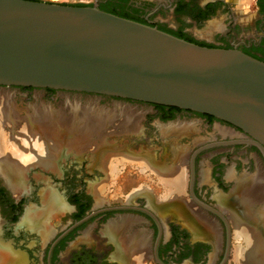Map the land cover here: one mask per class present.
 Here are the masks:
<instances>
[{"label":"flooded vegetation","instance_id":"flooded-vegetation-1","mask_svg":"<svg viewBox=\"0 0 264 264\" xmlns=\"http://www.w3.org/2000/svg\"><path fill=\"white\" fill-rule=\"evenodd\" d=\"M68 5L95 6L106 12L113 10L117 15H125L136 22L155 27L201 46L237 49L252 57L264 55V0H253L251 16L247 19L243 18L244 13L237 9L236 0H93L87 5ZM164 15H169L172 23L165 20ZM217 16L220 17L224 28L217 36L198 37L188 30L189 23L210 26L212 23L210 20H214L213 18ZM3 88L13 89L8 92L11 94V103L19 119L20 111L15 109L13 95L21 100L34 97L37 103L31 106L32 112L36 106L52 112L67 110L60 109L59 105L52 103H44L46 105L42 106V103H38L42 95L64 96L66 94L68 97L85 95L144 104L148 108L145 110L147 115L143 123H140V119L138 122L140 133L137 135L129 133L125 136L126 139L112 140L119 148L126 142L127 149L132 148L133 154L143 149L147 150L153 154L156 161L165 164L173 161L168 146L173 137L162 131L167 130L166 128L170 125L181 126L187 123L176 119L199 120L189 123L191 128L175 138L180 139L178 141L182 146H186L181 144L182 141L189 138L190 145L193 146L192 150L186 151L185 181L182 192L179 194L181 202L189 205L190 213L176 212L177 215L174 214V210L168 208L172 203L168 198L163 204L165 206L163 213L159 214L149 206L148 196L144 194L136 195L128 202L125 201L126 195L123 200L114 197L109 199L106 192L105 201L103 199L96 201L91 188L97 182L89 183L81 176L89 173L102 176L104 174L92 165L90 149L86 151L87 153L80 152L79 156L63 153L62 159L56 164V172L38 164L27 169L22 166L24 157L11 158L12 162L16 163V168L25 174L26 191L16 195L17 193L10 189L6 178L0 174V251L5 248L17 256L11 260V263L5 264H243L236 257V251L243 245L242 240L234 230L231 212L220 206L218 196H229L237 182L236 178L246 175H248L246 177H253L255 174V177L262 178L261 186H264V148L261 150L258 145L251 142L254 140L248 135L213 116L173 106L48 88L0 86V90ZM95 103L91 100L86 104L93 105L96 111H111L115 106H126L111 103L109 104L111 108H104L97 103L103 107L98 108ZM28 104L30 103H15L21 111H24ZM31 113H26L23 117ZM217 126L230 129L237 134L230 137L221 136L217 132ZM202 128H213V133L202 138L200 135ZM155 139L162 142L166 150L158 152L144 147L150 143L149 141H155ZM139 147L142 149L139 150ZM204 153L208 154L207 159L199 164L198 158ZM158 154H161V158ZM121 168L116 171L115 176ZM229 169H231V177H227ZM134 172L137 173L135 169ZM201 172L205 173L203 178ZM34 174H40L42 177L35 178ZM75 174L81 176L78 183H75L71 176ZM148 177L151 182V185L148 182V187L151 188L148 189V193L154 203L160 205L165 199L162 193L163 186L154 173ZM113 178H109L107 184ZM134 179L138 181L136 175ZM98 182L100 183L99 180ZM47 188L57 199L59 198L65 209L60 215L45 216V224L50 226H46L48 235L44 238L40 233L44 217H39L35 213L40 214L45 210V202L41 199V194L42 190ZM155 189L162 193L161 198L157 197ZM253 206L255 210L262 208L264 213V201ZM27 212L35 215L34 219L40 228L30 225L28 217L31 214L28 215ZM93 212H95L94 215L84 220ZM171 215L174 217L170 218ZM192 216L195 219L200 216L204 222L197 220L195 222ZM188 217L191 218L192 224L187 220ZM121 218L132 220L127 233L144 234L142 238L144 245L140 247L144 250L142 254L140 253L142 256L138 254L136 256L133 252L126 254L118 252L117 242L106 233L108 225Z\"/></svg>","mask_w":264,"mask_h":264},{"label":"water","instance_id":"water-1","mask_svg":"<svg viewBox=\"0 0 264 264\" xmlns=\"http://www.w3.org/2000/svg\"><path fill=\"white\" fill-rule=\"evenodd\" d=\"M0 86L173 106L213 116L264 148L263 61L95 6L0 0Z\"/></svg>","mask_w":264,"mask_h":264},{"label":"bare ground","instance_id":"bare-ground-1","mask_svg":"<svg viewBox=\"0 0 264 264\" xmlns=\"http://www.w3.org/2000/svg\"><path fill=\"white\" fill-rule=\"evenodd\" d=\"M64 107L67 110L52 112L46 108L36 106L31 114L25 115L20 121L13 109L11 94L0 90V174L6 178L10 189L17 193L16 195L26 191L25 174L22 170L16 168V163H13L11 158L15 156L24 157L22 166L27 169L38 164L41 167L55 171L56 164L59 162L58 160L62 159L61 155L63 153L79 156L80 152L87 153L86 151L90 149L92 165L101 170L106 177H109L110 174L114 175L119 165L122 166L124 162L134 163L136 165L134 168H137L140 172L149 170L151 174L154 173L157 176L159 183L163 186L164 192L162 193H164L163 198H165L160 205L154 203L148 189L143 187H137L138 189H135L128 196V202L134 196L144 194L148 196L149 206L160 214L164 211L165 206L163 204H165V200L169 198L172 201V203L170 202L172 207L169 206L168 208L174 210V214L177 215L176 212L180 214L190 213L189 205L181 202L179 195L185 181L184 171L187 149L185 146L180 145L178 141L180 139L175 138L190 129L191 124L181 126L174 124L168 126L167 130L162 131L173 137L170 143L173 161L165 164L156 161L149 151L133 154L132 151L127 149L126 142L120 148L115 146L113 142L116 138L126 139L125 136H128L129 133L136 135L140 133L139 111L137 112L135 109L126 106H115L111 111H96L93 105L81 104L66 97ZM18 126L21 127L20 131L17 129ZM217 132L221 136L229 137L237 134L220 126H217ZM110 152L112 154H109ZM117 155L120 158L119 160L115 158ZM113 160L117 161L114 162ZM20 164L22 163L20 162ZM230 170L227 172V177H231ZM201 174L203 178L205 173L201 172ZM34 177L41 178L42 175L34 174ZM245 177L236 178L237 182L230 195L226 197L218 196V199L220 206L229 209L231 212V220L235 225L234 230L243 243L236 251V257L243 264H264V213L262 208L258 210L253 208L256 203L264 201V186H261L262 178L255 177V174L253 177ZM102 184L104 182H97L92 185L91 190L96 201L101 199V191L105 186ZM53 194L48 189L42 192L45 210L40 214L35 213L39 217H44L43 228L37 225L34 219L35 215L32 212H27L28 215L31 214L28 217L30 225L36 228L39 227L44 238L48 235L46 226H50V224H45V216L59 215L65 209L59 198L57 199ZM192 219L195 222L196 220L201 223L204 222L200 216L196 219L192 216ZM130 223H132L131 219L121 218L115 220L108 225L106 233L117 242L118 252H125V254L133 252L136 256L137 254L142 256L144 250L141 248L144 245L142 244L144 234L127 233ZM210 224L212 225L211 222ZM212 227L211 230L213 231ZM15 257L17 258L10 250L3 248L0 251V264L11 263V260Z\"/></svg>","mask_w":264,"mask_h":264},{"label":"rangeland","instance_id":"rangeland-1","mask_svg":"<svg viewBox=\"0 0 264 264\" xmlns=\"http://www.w3.org/2000/svg\"><path fill=\"white\" fill-rule=\"evenodd\" d=\"M42 1L59 2V3H66V4H86L87 5V4H90L93 0H42ZM236 2H237V9L244 13L243 16H245V17H243V18H245V19L249 18L251 16L250 9H251V4L253 3V0H236ZM164 18H165V20H167V21L169 20V22L172 23L169 15H164ZM219 18L220 17L217 16V17L213 18L214 20H210V21H212V23L210 24V26H212V27H210L209 24L208 25L207 24L206 25L205 24L196 25L193 23H189L187 25V27H188L189 31H191L193 34H195L198 37H205V38L207 37L208 38L209 36H217L218 34H220L221 31L224 30L223 25H222V21ZM207 26H209V27L207 28ZM9 90L13 91L12 88H9L8 90H5L4 88L2 89V91H6V92H8ZM13 97H14L15 109L17 111H20V113H19L20 119L23 117L24 114L31 113L32 112L31 106H33L35 103H37V101L35 100L34 97H32V99L31 98H23V100L17 99V96L15 97L14 95H13ZM65 97L67 99H71L73 101H78L81 104H86L87 101L94 100L96 102L95 104L98 106V108H103L101 106H104V108L105 107L111 108V107H109V106H111V105H109L111 103H115V104L118 103V104L126 105L127 107H131V108H134V109L139 111L138 113L140 115L139 116L140 123H143L144 118H146L145 116L147 115V114H145L146 113L145 110L148 107L144 104L131 103V102L129 103V102H126L123 100L99 99L95 96L73 95V96L68 97L66 94L64 96H57V95L43 96L42 95V96H40L38 103H42L41 104L42 106L46 105L44 103H52V104H55L57 106L59 105L58 108L63 109V108H65L62 105V104H64L63 101L65 100ZM15 103H18V104L30 103V104L27 105V107L24 109V111H21L20 109H18L16 107ZM97 103L101 106H99ZM176 120L180 121V122L185 121V122H187L186 124L199 121L196 118H191V119L190 118L189 119L182 118L180 120H178V119H176ZM177 121H175V122H177ZM17 129L20 131L21 127L18 126ZM212 130H213V128H207V129L202 128V132L200 133V135L202 136V138H205V136L211 135V133H213ZM149 142L150 143L149 144L147 143L144 147L147 149H150L151 151L154 150V151H158V152L161 151L162 152L163 150H166V147L162 145L163 143L156 140V139H155V141H149ZM190 142H191V140L189 138H185V140H183L181 143V144H184L187 146V147L185 146L187 151L188 150L190 151L193 149V146L190 145ZM170 145H168V146L170 147ZM128 149L130 151H133L132 148H128ZM138 149L140 150L142 148L139 147ZM223 149H220V150H223ZM142 151H147V150L143 149ZM109 154H112V153L110 152ZM206 155H208V154L204 153L203 155H201L198 158L199 164H201V162H204V160L207 159ZM158 157L161 158V154H158ZM115 158H117V160L120 159L118 155ZM115 158H113V159H115ZM117 160H113V161L115 162ZM133 164L134 163H125L124 162V164L122 166L119 165L118 169L120 167H122V168L120 169V171L118 172V174L116 176H115V174L114 175L110 174L109 177H106L104 174L102 176L100 174H95V173H89L87 175L82 174L81 176L84 177L89 183H96V182H98V180L102 183L104 182V184H102V185H105V186H104V189L101 191V199H103L104 201L107 198L112 199L111 197L118 198L119 200H123L125 195H126L125 201H127L128 196L135 189H138L140 187L149 189L150 187H148L149 186L148 182L150 183V185H151V182H150V179L148 176L153 175V173L151 174V172L149 170H145L144 172H140L137 168H134V167H136V165L135 164L133 165ZM131 168H133V169H131ZM134 169L137 173L134 172ZM138 173L145 174V175L140 176V174H138ZM135 175L138 177V181L134 179ZM71 176H72L73 180H75L74 181L75 183H78L79 177H81L79 174H75V175H71ZM109 178H111V179L113 178V180L109 181V183L107 184ZM136 182H138V184ZM139 183H143L145 185H140ZM138 185H140L138 188H135L132 192L130 191L132 188L137 187ZM89 190H90V188H89ZM43 191L44 190H42V192ZM106 192H108L107 198H106ZM155 194L157 195L158 198H160L161 197L160 195L162 193L161 192L159 193V191H157L155 189ZM41 199H42V194H41ZM169 217L173 218L174 216L171 215ZM190 219L191 218L188 217L187 220L189 221V223L192 224Z\"/></svg>","mask_w":264,"mask_h":264},{"label":"trees","instance_id":"trees-1","mask_svg":"<svg viewBox=\"0 0 264 264\" xmlns=\"http://www.w3.org/2000/svg\"><path fill=\"white\" fill-rule=\"evenodd\" d=\"M33 1H36V0H33ZM108 13H111V14L117 15L113 10L108 11ZM117 16H120V17H123V18L129 19V18L126 17L125 15H122V16H121V15H117ZM130 20H132V19H130ZM178 38H180V37H178ZM254 58H256V59L261 60V61L264 62V55H262V54H260L259 57H254Z\"/></svg>","mask_w":264,"mask_h":264}]
</instances>
